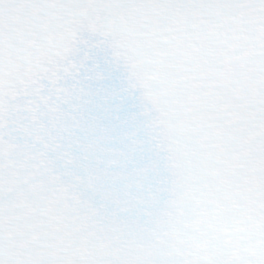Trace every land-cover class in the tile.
Segmentation results:
<instances>
[{
    "label": "snow or ice",
    "instance_id": "1",
    "mask_svg": "<svg viewBox=\"0 0 264 264\" xmlns=\"http://www.w3.org/2000/svg\"><path fill=\"white\" fill-rule=\"evenodd\" d=\"M0 264H264V0H0Z\"/></svg>",
    "mask_w": 264,
    "mask_h": 264
}]
</instances>
